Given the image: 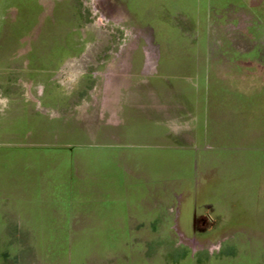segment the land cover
I'll list each match as a JSON object with an SVG mask.
<instances>
[{
    "label": "rangeland",
    "instance_id": "1",
    "mask_svg": "<svg viewBox=\"0 0 264 264\" xmlns=\"http://www.w3.org/2000/svg\"><path fill=\"white\" fill-rule=\"evenodd\" d=\"M43 4V80L2 53L0 264H264V0Z\"/></svg>",
    "mask_w": 264,
    "mask_h": 264
},
{
    "label": "flooded vegetation",
    "instance_id": "2",
    "mask_svg": "<svg viewBox=\"0 0 264 264\" xmlns=\"http://www.w3.org/2000/svg\"><path fill=\"white\" fill-rule=\"evenodd\" d=\"M32 2L31 5L21 0L13 4H9L7 0H2L0 2V69L2 67V59L8 61L7 58H5L6 56L2 55L3 52H10L17 58L21 57V59H26L24 63L27 65V77L25 79L27 85L28 82L34 78L37 80L41 77L43 80L42 77L44 76L43 60L41 59L43 56L42 48L44 41L42 30L44 26L40 20L41 16L43 17V14H45L44 0H33ZM53 9V12H57L55 8ZM36 15L38 16L33 18ZM46 15L48 14L46 13ZM32 19L35 21H32ZM11 50H13V52H11ZM2 75L10 79L16 76L13 72L6 75L5 73H0V77ZM8 90L10 92L13 91V87L8 88L4 95H9ZM28 94L32 96L31 101L35 102L34 110L39 111L43 107L47 108L41 104L43 94L40 88H38L36 96L31 94L30 89L27 90V92L23 94V101L27 102L28 99H25V97L27 98ZM8 97L11 99L12 96L10 95ZM194 222L197 225H205L204 219L199 220L196 218Z\"/></svg>",
    "mask_w": 264,
    "mask_h": 264
},
{
    "label": "trees",
    "instance_id": "3",
    "mask_svg": "<svg viewBox=\"0 0 264 264\" xmlns=\"http://www.w3.org/2000/svg\"><path fill=\"white\" fill-rule=\"evenodd\" d=\"M210 87V86H209ZM207 89H208V87H207ZM210 121V120H209Z\"/></svg>",
    "mask_w": 264,
    "mask_h": 264
}]
</instances>
